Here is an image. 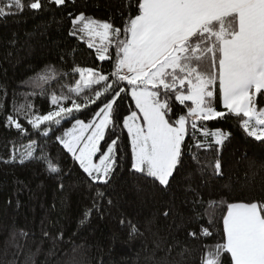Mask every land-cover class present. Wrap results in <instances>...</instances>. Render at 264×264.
<instances>
[{
  "label": "trees",
  "instance_id": "trees-1",
  "mask_svg": "<svg viewBox=\"0 0 264 264\" xmlns=\"http://www.w3.org/2000/svg\"><path fill=\"white\" fill-rule=\"evenodd\" d=\"M23 2L27 5L30 0ZM41 3L38 11L25 7L17 15L0 18V264H201L205 246L220 241V217L226 204L264 201V142L247 137L238 120L229 117L205 122L209 130L219 128L231 135L222 146L212 144L204 151L194 145L205 138L199 132L193 135L189 128L183 163L171 187L162 192L128 170L127 133L117 129L122 149L118 156L124 159L118 160L108 184H93L56 141V136L71 127V118L48 129V137L34 131L23 115L17 117L25 129L23 134L7 126L6 119L26 102L39 114L53 110L49 96L53 92L67 94V87L79 78L72 72L74 67H94L108 74L113 60H97L85 42L70 36L71 20L83 13L123 27L129 0H67L59 8L48 0ZM111 51L114 57V49ZM48 65L57 70V78L48 84L32 83L30 78ZM100 88L92 86L93 92ZM29 92L33 95L26 101ZM85 94L92 93L86 90ZM123 96L117 100L121 120L128 114L131 100ZM76 99L83 103L81 97ZM104 100L102 96L75 116L87 122ZM64 103L70 106L71 100ZM182 108L175 104L173 119L182 114ZM33 141L32 159L23 164L13 160L15 150ZM41 149L60 172L50 173L47 163L37 158ZM217 159L221 175L212 167ZM198 199L203 204L195 203ZM210 200L225 202L214 224H209L207 216L199 217ZM165 209H170L168 217L163 216ZM132 225L138 231L130 238ZM201 227H207L212 235L201 236ZM21 231L27 236H21ZM190 231L197 236L190 237ZM44 232L50 235L46 237ZM61 234L62 238L56 239Z\"/></svg>",
  "mask_w": 264,
  "mask_h": 264
},
{
  "label": "snow or ice",
  "instance_id": "snow-or-ice-1",
  "mask_svg": "<svg viewBox=\"0 0 264 264\" xmlns=\"http://www.w3.org/2000/svg\"><path fill=\"white\" fill-rule=\"evenodd\" d=\"M48 3L59 8L67 0ZM25 7L38 11L43 5L41 0H30L27 5L23 0H0V18L17 15ZM127 8L123 27L83 13L71 20L70 36L85 42L97 60H113L108 74L94 67H74L72 72L79 78L67 87V94L53 92L49 96L53 110L39 114L26 102L14 108L16 115L7 116L6 125L23 134L25 129L17 119L23 115L34 131L48 137V129L71 118V127L56 136V141L93 184H108L118 160L124 159L118 156L122 149L116 131H126L128 170L162 192L171 187L183 163L189 128L193 135L199 132L205 138L194 145L204 151L212 144L222 146L231 135L219 128L211 131L205 122L229 117L238 120L247 137L264 142V107H260L264 101V0H129ZM57 75L48 65L30 80L48 84ZM101 84L93 92L92 86ZM86 90L92 94L86 95ZM121 94L124 99L131 98L122 120L117 104ZM31 95L27 93L26 101ZM102 96L105 100L90 120L75 116ZM67 100H71L70 106H65ZM175 104L183 108L173 119ZM35 149L33 141L20 153L19 162L32 159ZM42 153L41 149L37 158L47 163V170L60 172ZM193 159L198 161L196 156ZM212 167L215 174H222L219 159ZM224 203L210 200L199 217L207 216L209 224H214ZM169 214L170 209L163 211L164 217ZM88 215L86 212L85 217ZM220 219V241L205 246L201 264H264V201L227 203ZM137 231L132 225L129 237ZM199 234L212 235L207 227H201ZM20 235L26 237L27 233L21 231ZM188 235L195 238L197 233L190 231ZM60 238L62 234L56 237Z\"/></svg>",
  "mask_w": 264,
  "mask_h": 264
},
{
  "label": "rangeland",
  "instance_id": "rangeland-1",
  "mask_svg": "<svg viewBox=\"0 0 264 264\" xmlns=\"http://www.w3.org/2000/svg\"><path fill=\"white\" fill-rule=\"evenodd\" d=\"M93 86H95V85H93ZM102 86H103V85L101 84V87H102ZM27 146H28V145H26V146H24V147H20V148H18L17 150H15L13 156H16V159L19 160L20 153H21V152H24V151L26 150Z\"/></svg>",
  "mask_w": 264,
  "mask_h": 264
}]
</instances>
